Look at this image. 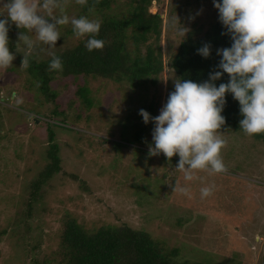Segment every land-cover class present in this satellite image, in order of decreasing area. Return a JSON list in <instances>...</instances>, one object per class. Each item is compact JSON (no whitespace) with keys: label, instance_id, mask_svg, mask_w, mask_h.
I'll use <instances>...</instances> for the list:
<instances>
[{"label":"rangeland","instance_id":"374dc122","mask_svg":"<svg viewBox=\"0 0 264 264\" xmlns=\"http://www.w3.org/2000/svg\"><path fill=\"white\" fill-rule=\"evenodd\" d=\"M60 2L70 18L127 15L125 0L88 13L76 0ZM175 4L184 10L173 12ZM213 7L212 0L152 2L149 11L163 19L159 44L166 64L155 86L58 76L50 83L51 102L38 91L34 74L21 66L26 49L16 39L20 34L10 36L15 58L12 67L0 68V264L55 257L66 217L87 228L127 224L148 231L167 248L178 249L173 258L178 262L264 264V144L238 132H220L226 171L198 170L197 179L188 182L176 168L178 155L171 161L162 153L149 156L152 134L139 135V110L154 102L159 114L178 78L167 68L169 59L194 23L209 26ZM179 25L186 29L184 36ZM58 30L55 48L37 44L28 57L47 58L82 39L69 31L70 23ZM25 34L35 40L34 32L25 29ZM80 85L87 88L90 106L76 94ZM53 145L60 168L42 184L28 213L31 182L48 163ZM175 184L187 186L190 194L174 190ZM205 186L214 188L201 198Z\"/></svg>","mask_w":264,"mask_h":264},{"label":"trees","instance_id":"16d2710c","mask_svg":"<svg viewBox=\"0 0 264 264\" xmlns=\"http://www.w3.org/2000/svg\"><path fill=\"white\" fill-rule=\"evenodd\" d=\"M112 1L114 0H88V4L83 6V13L108 9ZM125 1L128 5L125 11L127 15L123 14L119 17L104 13L100 18L102 24L97 38L104 40L103 49L87 51L86 37H84L71 48L55 51L54 53L63 61L62 72L49 70L50 53L46 54L47 58H41L39 53L34 54V57H28V69L34 74L38 91L46 102L55 100L50 83L58 76L124 80L134 88L146 86L148 83L154 86L157 84L166 65L159 44L163 19L159 12H150L149 7L153 1L160 5L164 0ZM177 9L184 10L183 6H177L173 12L178 11ZM214 11L213 20L206 29L203 28L204 24H193L194 27L180 42L178 50L167 63L168 70L175 73L181 80L200 83L209 78L210 72L219 70L216 65L219 63L220 56L216 54V49L229 47L231 39L228 35L222 34L225 29L218 20V10ZM15 33L25 34V29L11 24L9 38ZM16 39L19 40V37ZM205 43L211 45V55L208 58L197 53V49ZM227 81L228 74L225 73L214 83L219 86L220 83H227ZM86 93L85 86L77 87L76 94L82 97L84 104L90 106L91 101ZM156 106L157 103L151 102L145 110L152 116H156ZM222 115L225 117V124L219 130L220 132L233 131L244 134L239 129V120L242 119L239 103L231 94L226 93V104ZM139 122L143 125H138L141 127L139 135L145 132L152 134L153 122L145 124L142 117ZM251 137L264 144V134ZM59 162L57 148L53 145L48 150V163L31 182V193L26 200L28 213L33 210L34 200L41 196L39 191L42 184L59 170ZM177 252V248H167L162 242L155 240L148 231L134 229L127 224H102L87 228L74 218L66 217L60 234L59 248L54 253L55 257L36 264H200L174 260Z\"/></svg>","mask_w":264,"mask_h":264},{"label":"clouds","instance_id":"9594fccd","mask_svg":"<svg viewBox=\"0 0 264 264\" xmlns=\"http://www.w3.org/2000/svg\"><path fill=\"white\" fill-rule=\"evenodd\" d=\"M0 68L12 67L15 54L9 50L10 21L17 28L34 32L35 40L20 33L24 48L21 66L29 67L28 56L37 44L55 48L61 36L58 27L72 26L77 37L84 38L87 51L103 49L105 42L98 39L102 21L87 16L69 17L64 14L60 0H0ZM82 7L88 0H76ZM218 10V20L225 29L222 34L231 39L229 47L216 49L220 56L209 78L197 83L192 80L174 79V90L168 94L159 114L152 116L145 109L139 110L145 124L153 122L152 142L149 156L161 153L171 161L174 155L179 160L176 168L184 173V180L191 182L195 172L222 173L226 166L221 157L225 139L220 133L225 124L222 115L226 93L239 103V129L248 136L264 134V0H212ZM60 9L61 14L55 15ZM6 13V16H5ZM50 18V19H49ZM51 20V22H50ZM183 36L186 29L180 27ZM19 52V51H17ZM204 58L211 55V45L205 43L197 49ZM50 71H63V61L54 52L50 53ZM228 74L227 83L216 86L215 81ZM214 186L200 189L201 198L212 194ZM174 190L188 196L187 186L175 184Z\"/></svg>","mask_w":264,"mask_h":264},{"label":"water","instance_id":"95a60500","mask_svg":"<svg viewBox=\"0 0 264 264\" xmlns=\"http://www.w3.org/2000/svg\"><path fill=\"white\" fill-rule=\"evenodd\" d=\"M153 13H155V12H153Z\"/></svg>","mask_w":264,"mask_h":264}]
</instances>
